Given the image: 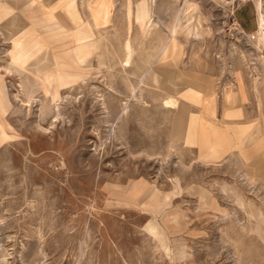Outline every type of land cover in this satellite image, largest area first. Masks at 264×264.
<instances>
[{
    "label": "rangeland",
    "instance_id": "1",
    "mask_svg": "<svg viewBox=\"0 0 264 264\" xmlns=\"http://www.w3.org/2000/svg\"><path fill=\"white\" fill-rule=\"evenodd\" d=\"M76 1L91 40L73 46L78 70L58 71L57 107L44 85L21 87L0 35L9 104L0 110V264H264L249 216L252 205L264 215V180L249 181L237 147L214 157L201 147L217 139H205L204 127L264 117V51L246 35L257 27L254 1L186 0L178 67L214 80L213 113L193 88L166 107L171 93L152 66L184 0H148L146 30L135 22L136 0L130 15L108 0L103 24L93 11L102 0ZM44 7L26 1L23 29L41 34L52 17L48 7L35 14ZM68 32L48 30L43 45ZM57 52L72 61L66 48ZM230 86L240 104L225 108Z\"/></svg>",
    "mask_w": 264,
    "mask_h": 264
},
{
    "label": "bare ground",
    "instance_id": "2",
    "mask_svg": "<svg viewBox=\"0 0 264 264\" xmlns=\"http://www.w3.org/2000/svg\"><path fill=\"white\" fill-rule=\"evenodd\" d=\"M105 1L106 0H102L97 3V6H94L93 11L96 18L97 16L98 18H103L101 16V13L105 10ZM223 1L224 2H222V4H227L232 2L233 0ZM245 1L246 0H242V3ZM253 1L256 11L257 27L251 33H246L245 31L244 32L247 36L253 37L254 40L250 42L256 48L264 51L263 0ZM92 2H95V0H92ZM42 3L49 8L50 15L52 17L48 24L38 26V31L41 30L39 28H45V30H41L42 32L40 31V35L33 34L31 30L23 29L24 19L22 16H19L17 14L0 15V32L6 39V41H9L11 43V66L17 71L20 77L21 87L24 90H28L29 87L40 86L41 84L44 85L47 88L51 102L55 103L57 107L58 104L56 102L60 98L58 90V71L78 70L79 61L72 57L73 46L76 44L78 38L82 39L83 42H86L87 40V43L88 40L91 39L87 36L84 37L80 33L79 25L81 24V16L77 10L75 0H42ZM121 6L126 9L128 15L131 14V0H121ZM186 6L187 2L186 0H184L182 5L178 7L175 22L171 28L170 35L163 43L161 50L159 51V56L153 62L152 66L155 71L161 76L164 88L171 93L170 96L164 99L163 103L166 107H178L179 101L176 95L184 97L186 90H188L189 88H193L203 95V106L206 111H208L209 113H213L214 100L216 96H214V94L216 93L213 82L214 80H212L208 75L201 74L196 71L182 70L178 67L182 48L177 38L175 37V34L182 30V26H185L182 19L188 12H186ZM228 6L226 7L225 5L226 8H228ZM134 19L142 30H146L148 25H152L150 23V9L148 0H136ZM63 29L68 30L69 32L65 33V35H62L56 40H50L48 45H43L46 41L45 33L48 32V30ZM182 32H184V30ZM124 44L127 52V60L124 61H129L132 54L130 37L127 38ZM59 48L67 49L66 54L71 55V62L67 61L64 56L60 55L57 52ZM90 48L91 51L93 50V54L96 47ZM262 58L264 59V57ZM2 78L3 77L0 76V110L3 107H8L9 105L7 92L5 90V85ZM228 89L230 90V92L227 91L225 93V108H233L240 103H235L234 101V89L232 88V86H230ZM238 90L241 93V102L243 93L242 86H240L239 84ZM249 122L252 123V121ZM220 126L221 129H218L216 126L204 127L201 132L205 139V136H208L210 134L217 136V139H215L214 142L203 140L201 147L206 155L214 157L216 156V154L222 153L225 150H231L233 147H237L244 160L246 175L248 176L249 181L256 179L264 180V147H262L264 145V117L261 118L260 121L253 122L251 125L247 124L246 126L244 125L236 126L235 128H229L224 124V122H221ZM218 132L219 135H217ZM220 135H223V137L220 138ZM256 143H259L257 147L255 146ZM257 148H260L259 151L261 154L258 157L253 158V154L255 153ZM237 203L241 205V202L237 201ZM249 210V216L256 219V223L252 228L258 234V236L264 239V215L262 214L261 210L255 208V206L253 205L250 206ZM181 217L182 215H178L175 218L176 222L174 223H178ZM187 256V249H183L178 253V258L180 259H185ZM1 260L5 262V264H8L5 258H2Z\"/></svg>",
    "mask_w": 264,
    "mask_h": 264
},
{
    "label": "crops",
    "instance_id": "3",
    "mask_svg": "<svg viewBox=\"0 0 264 264\" xmlns=\"http://www.w3.org/2000/svg\"><path fill=\"white\" fill-rule=\"evenodd\" d=\"M26 1L27 0H0V15L17 14L19 16L26 18L27 20H31L29 17L32 16V12H28L27 9L25 8ZM76 6H77V1H76ZM77 9H78V7H77ZM108 11H109V2H108V0H106L105 1V10L101 13V16L103 17V20L101 22L102 24L107 23V21H108V19H107ZM35 14H37L40 17H44L47 14H49V12H48L47 7H44V8H41L40 11L35 13ZM89 25L91 26L92 24L89 23ZM39 29L45 30V28H39ZM91 29L93 30L92 26H91ZM41 30H39V31H41ZM0 35L2 36V38L6 42V39L3 37L1 32H0Z\"/></svg>",
    "mask_w": 264,
    "mask_h": 264
},
{
    "label": "built area",
    "instance_id": "4",
    "mask_svg": "<svg viewBox=\"0 0 264 264\" xmlns=\"http://www.w3.org/2000/svg\"><path fill=\"white\" fill-rule=\"evenodd\" d=\"M264 1V0H263Z\"/></svg>",
    "mask_w": 264,
    "mask_h": 264
}]
</instances>
